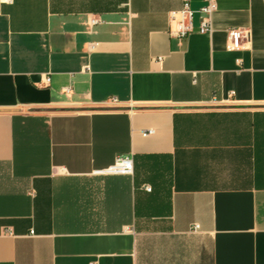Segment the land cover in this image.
Wrapping results in <instances>:
<instances>
[{
  "label": "crops",
  "instance_id": "crops-1",
  "mask_svg": "<svg viewBox=\"0 0 264 264\" xmlns=\"http://www.w3.org/2000/svg\"><path fill=\"white\" fill-rule=\"evenodd\" d=\"M189 1L0 0V264H264V0Z\"/></svg>",
  "mask_w": 264,
  "mask_h": 264
},
{
  "label": "built area",
  "instance_id": "built-area-1",
  "mask_svg": "<svg viewBox=\"0 0 264 264\" xmlns=\"http://www.w3.org/2000/svg\"><path fill=\"white\" fill-rule=\"evenodd\" d=\"M217 4L214 0H207V2L199 8L201 12V21L199 24V32L203 34H210L213 31L212 14L216 9ZM195 10L191 7L189 0H184L180 9L172 10L169 14L171 23H175V28L171 29V34L179 38L187 37L194 30V17ZM97 22V19H92V23ZM249 32L240 28H229L228 30V49L237 50L243 48V38L248 37ZM89 70V66H86ZM49 81V78H48ZM66 92L70 91L69 87L65 88ZM116 98H114L115 100ZM154 133V129H149L143 132V135ZM134 171L133 158L128 155L116 156L114 162L106 168L98 172L104 174H132ZM150 190V186H146Z\"/></svg>",
  "mask_w": 264,
  "mask_h": 264
}]
</instances>
